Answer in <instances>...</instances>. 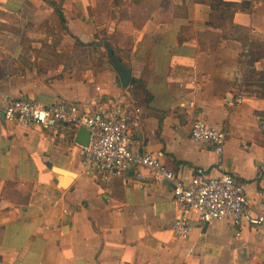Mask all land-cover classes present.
Here are the masks:
<instances>
[{
  "label": "crops",
  "instance_id": "1",
  "mask_svg": "<svg viewBox=\"0 0 264 264\" xmlns=\"http://www.w3.org/2000/svg\"><path fill=\"white\" fill-rule=\"evenodd\" d=\"M211 1L0 0V99L124 102L139 120L136 149L184 181L223 172L191 137L202 118L228 132L225 167L264 214V97L244 80L264 72V0H224L234 11ZM107 45L152 98L123 85ZM79 129L0 111V264H264V225L194 218L190 238L176 239L172 183L86 173Z\"/></svg>",
  "mask_w": 264,
  "mask_h": 264
},
{
  "label": "built area",
  "instance_id": "2",
  "mask_svg": "<svg viewBox=\"0 0 264 264\" xmlns=\"http://www.w3.org/2000/svg\"><path fill=\"white\" fill-rule=\"evenodd\" d=\"M249 53L247 48L245 54ZM243 101L244 95L239 93L229 103L235 105ZM0 111L6 121L27 127H85L90 132V142L81 146L83 168L103 182L121 177L129 169H136V177L141 181L171 182L176 202L173 229L180 241L190 238L194 218L201 225L228 217L236 225L244 222L252 226L264 225V214L250 209L243 183L225 167L228 132L209 125L202 118L194 121L191 137L196 143L212 147L217 168L223 172L218 177H212L205 169L198 168L190 181H184L159 156L136 149L139 120L134 109L124 102L110 101L105 105L99 101L86 105L58 101L45 104L5 93L0 99ZM258 178L264 179V164L258 168Z\"/></svg>",
  "mask_w": 264,
  "mask_h": 264
},
{
  "label": "trees",
  "instance_id": "3",
  "mask_svg": "<svg viewBox=\"0 0 264 264\" xmlns=\"http://www.w3.org/2000/svg\"><path fill=\"white\" fill-rule=\"evenodd\" d=\"M222 5L227 7L228 10L234 11L237 8L236 4H232L224 0H212L211 1V6L213 9H215L216 7L218 8L219 6H222ZM244 80H245V84L250 87H258V88L260 87L262 89V93L258 92L259 93L258 95H261V97H264V72L252 69L250 73L245 74ZM130 88L136 96H138V93L141 92L142 95H146L147 98H152L150 94L148 93V91L146 90L145 83L136 77L131 78Z\"/></svg>",
  "mask_w": 264,
  "mask_h": 264
},
{
  "label": "water",
  "instance_id": "4",
  "mask_svg": "<svg viewBox=\"0 0 264 264\" xmlns=\"http://www.w3.org/2000/svg\"><path fill=\"white\" fill-rule=\"evenodd\" d=\"M107 52L111 62L113 63V66L119 73H121V82L124 86H128L132 78L131 70L122 63L119 57L114 54L113 48L110 45H107ZM2 115L4 117L3 113ZM77 142L83 146H87L89 144L90 132L85 127H81L79 129Z\"/></svg>",
  "mask_w": 264,
  "mask_h": 264
},
{
  "label": "rangeland",
  "instance_id": "5",
  "mask_svg": "<svg viewBox=\"0 0 264 264\" xmlns=\"http://www.w3.org/2000/svg\"><path fill=\"white\" fill-rule=\"evenodd\" d=\"M244 54H245V53H244ZM244 54H243V52H242L241 57H245V58H246V56H245L246 54H245V55H244ZM245 58H244V60H245ZM112 65H113V63H112Z\"/></svg>",
  "mask_w": 264,
  "mask_h": 264
}]
</instances>
